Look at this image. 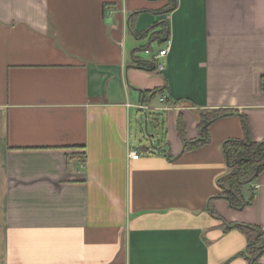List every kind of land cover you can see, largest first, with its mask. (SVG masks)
<instances>
[{"label": "crops", "instance_id": "1", "mask_svg": "<svg viewBox=\"0 0 264 264\" xmlns=\"http://www.w3.org/2000/svg\"><path fill=\"white\" fill-rule=\"evenodd\" d=\"M175 1L0 0V264H249L245 236L207 206L238 115L264 139V0ZM163 21L165 70L137 68L135 34ZM219 109L238 115L184 152L179 117L194 141ZM142 116L165 141L138 144ZM252 187L242 211L211 205L264 229V173Z\"/></svg>", "mask_w": 264, "mask_h": 264}, {"label": "trees", "instance_id": "2", "mask_svg": "<svg viewBox=\"0 0 264 264\" xmlns=\"http://www.w3.org/2000/svg\"><path fill=\"white\" fill-rule=\"evenodd\" d=\"M173 4L172 9L161 11V14L171 13L177 6L175 0H170ZM171 28L167 21L157 23L142 33L135 36L140 40H148V44L141 46L134 51L133 64L137 68L147 71H157L158 64L154 57L150 60H144L139 56L142 51L151 49L152 43L159 44V51L170 40ZM264 89V78H263ZM151 93V99L163 94V91L156 90ZM147 94V93H146ZM238 113L234 110L219 109L213 111L200 112V133L201 137L194 141L186 138L184 122L181 116L178 120L179 137L184 143V152L192 151L203 147L208 143L209 129L217 120L225 117L236 116ZM241 119L244 129L243 138H231L224 142L223 153L228 167V172L218 180V186L221 194L218 197L210 199L207 210L210 215L222 222L224 230H239L247 240V248L242 257L246 258L249 264H263L260 260L264 257V229L258 225L249 224H230L224 221L222 217L212 207V201L216 198L226 200L230 207L237 211L252 206L255 202V190L252 184L258 180L264 173V139L260 142L254 140L251 134L249 122L244 115H238ZM85 160V159H84Z\"/></svg>", "mask_w": 264, "mask_h": 264}, {"label": "rangeland", "instance_id": "3", "mask_svg": "<svg viewBox=\"0 0 264 264\" xmlns=\"http://www.w3.org/2000/svg\"><path fill=\"white\" fill-rule=\"evenodd\" d=\"M143 44L141 46H145L148 44V40H143ZM159 53V44L157 42L152 43L151 49L149 52L142 51L139 53L141 57H147L151 59L155 55ZM155 141L158 145L160 141H165V131L163 129L162 124H154V123H146L145 116L141 117V125L139 127V141L138 144L143 146H152L151 142Z\"/></svg>", "mask_w": 264, "mask_h": 264}, {"label": "built area", "instance_id": "4", "mask_svg": "<svg viewBox=\"0 0 264 264\" xmlns=\"http://www.w3.org/2000/svg\"><path fill=\"white\" fill-rule=\"evenodd\" d=\"M170 49H171V41L169 40V41L167 42V44H166V45H165V46L159 51V53H158L157 55L154 56L153 59H154V61H156L157 64H158V70H157V71H159V72H163V71L165 70V65H164V63H163L162 61H163V59H165V58L168 56V54H169V52H170ZM160 103H162V104H167V98L164 97V96H162V97L160 98ZM139 109L142 110V111H148V110H151L150 107H148V106H144V105H141V106L139 107ZM171 109H172V108L169 107V105L167 104V106H165L164 109H162V110L169 111V110H171ZM130 157H131L132 159H134V160H138V159L140 158V153H139L138 151L133 152V153L130 154Z\"/></svg>", "mask_w": 264, "mask_h": 264}]
</instances>
